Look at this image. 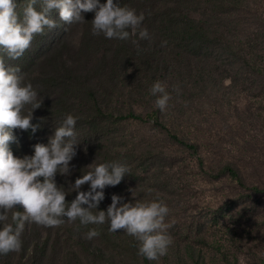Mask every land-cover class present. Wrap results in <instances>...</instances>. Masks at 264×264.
<instances>
[{"label": "trees", "instance_id": "1", "mask_svg": "<svg viewBox=\"0 0 264 264\" xmlns=\"http://www.w3.org/2000/svg\"><path fill=\"white\" fill-rule=\"evenodd\" d=\"M16 2L22 16L28 0ZM118 2L135 9L137 14L144 13L142 27L147 28L150 39H141L138 33L127 41L93 35L94 13H82L85 22L67 25L54 10L51 16L57 27L35 36L20 58L9 59L0 49L5 64L19 67L22 84H31L38 100L42 99L41 107L33 112L32 123L40 125L36 133L14 130L18 143L9 145L14 156L33 155V146L46 145L65 116L72 114L78 117L76 142L83 134L82 149L75 148L81 161L69 165L68 176H56L69 203L77 195L72 187L77 178L98 164L111 162L125 164L130 171L119 185L104 189L105 199L97 211L107 210L112 195L123 197L124 202L166 203L164 193L169 194L170 179L160 187L156 184L162 181L160 170L168 175H184L185 167L175 154L188 155L208 182H233L245 190L247 199L264 198V184L258 178L261 172L249 150L250 143L244 141L242 153L234 158L220 157L198 128L201 121L196 113L225 80L221 72L229 66L234 71L230 73L232 82L236 84L243 78L250 100L259 96L264 102V16L259 15L264 0ZM36 7L39 10V3ZM241 13L251 20L243 18L242 23ZM74 29L80 30L77 42L71 38ZM162 41L167 45L162 47ZM156 81L162 82L172 97L163 113L156 108V97L149 91ZM32 111V106L26 105L23 114L27 116ZM149 121H154L166 152H160L158 143L137 141L133 136L126 139L120 131L127 122ZM256 178L259 180L253 182ZM89 190L87 184L81 188ZM239 201L229 202L225 206L228 212L242 205ZM14 211L22 209L9 211L8 223ZM90 229L100 235L86 239ZM108 229L107 222L85 226L79 220L56 228L26 224L21 251L0 256V264H239L238 259L232 262L227 252L216 258L214 250L208 248L210 236L203 227L192 225L182 235H171L173 243L168 254L158 262L139 256L138 242L133 237L122 230L110 233ZM260 262L264 264V260Z\"/></svg>", "mask_w": 264, "mask_h": 264}, {"label": "clouds", "instance_id": "2", "mask_svg": "<svg viewBox=\"0 0 264 264\" xmlns=\"http://www.w3.org/2000/svg\"><path fill=\"white\" fill-rule=\"evenodd\" d=\"M17 7L16 0H0V49L12 60L20 58L31 47L35 36L57 27L51 16L54 10L67 25L85 22L82 13H94L93 35L103 34L108 39L127 41L130 35L138 33L141 39H150L147 28L142 27L144 13L137 14L135 9L121 6L118 0H106V3L100 0H28L22 16ZM166 45L167 41H162L161 46ZM22 80L20 68L6 65L0 58V256L21 251V236L26 224L56 228L77 220L85 226L107 222L110 233L122 230L138 242L137 254L149 261L158 262L166 256L173 239L167 231L170 225L165 222L170 209L162 200L133 203L112 195L107 210L97 211L105 199L104 189L121 183L130 171L127 165L119 162L96 165L93 171L75 180L72 187L77 195L70 203L66 201L67 193L64 187L57 185L56 176L70 174L69 165L78 145L75 131L78 117L67 114L46 145L33 146V155L14 156L9 147L10 143H18L14 130H31L35 134L40 127L32 120L42 99L38 100L33 86L23 85ZM149 91L156 97V108L162 113L166 111L172 99L166 86L156 81ZM26 105L33 109L27 116L23 114ZM92 167L93 164L89 166ZM86 184L90 190L81 191ZM17 207L22 211H14L12 222L8 223V212ZM99 235L98 231L90 229L86 239L92 240Z\"/></svg>", "mask_w": 264, "mask_h": 264}, {"label": "rangeland", "instance_id": "3", "mask_svg": "<svg viewBox=\"0 0 264 264\" xmlns=\"http://www.w3.org/2000/svg\"><path fill=\"white\" fill-rule=\"evenodd\" d=\"M259 15L264 16V8L260 9ZM239 17L242 23L243 18L251 20L243 13ZM70 33L69 30L68 35ZM79 35L80 30L74 29L72 40L77 42ZM230 73H234L231 66L222 69L221 78L225 80L217 85L213 97L197 108V118L201 121L198 128L206 134L220 157L234 158L242 153L244 141L250 143L249 150L254 153V163L261 172L258 178L261 177L264 184V102L259 96H252L250 100L243 78L235 84ZM120 131L126 139L132 136L137 141L147 139L158 143L160 152L167 151L157 135L154 121L146 124L127 122ZM79 137L77 150L82 149L83 134ZM175 155L185 167L184 175L175 172L168 175L160 170L158 176L162 181L156 184L160 187L170 179L169 194L164 193L168 197L165 204L170 209V218L165 220L170 225L167 229L170 236L182 235L183 230L192 225L203 227L210 236L208 248L214 250L216 258L220 259L227 252L232 262L238 259L239 264H261L260 261L264 260V198L247 199L245 190L233 182H208L188 155ZM80 161L79 153L70 165ZM234 199H239L242 205L228 212L225 206Z\"/></svg>", "mask_w": 264, "mask_h": 264}]
</instances>
